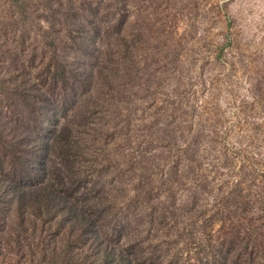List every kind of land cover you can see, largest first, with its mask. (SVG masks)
<instances>
[{"label":"rangeland","instance_id":"obj_1","mask_svg":"<svg viewBox=\"0 0 264 264\" xmlns=\"http://www.w3.org/2000/svg\"><path fill=\"white\" fill-rule=\"evenodd\" d=\"M0 264H264V0H0Z\"/></svg>","mask_w":264,"mask_h":264},{"label":"trees","instance_id":"obj_2","mask_svg":"<svg viewBox=\"0 0 264 264\" xmlns=\"http://www.w3.org/2000/svg\"><path fill=\"white\" fill-rule=\"evenodd\" d=\"M44 122L42 121V124H43Z\"/></svg>","mask_w":264,"mask_h":264}]
</instances>
